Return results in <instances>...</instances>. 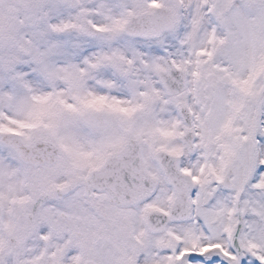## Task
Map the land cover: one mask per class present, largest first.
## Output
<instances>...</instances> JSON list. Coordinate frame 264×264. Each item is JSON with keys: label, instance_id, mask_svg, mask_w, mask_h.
Here are the masks:
<instances>
[{"label": "snow or ice", "instance_id": "snow-or-ice-1", "mask_svg": "<svg viewBox=\"0 0 264 264\" xmlns=\"http://www.w3.org/2000/svg\"><path fill=\"white\" fill-rule=\"evenodd\" d=\"M0 264H264V0H0Z\"/></svg>", "mask_w": 264, "mask_h": 264}]
</instances>
